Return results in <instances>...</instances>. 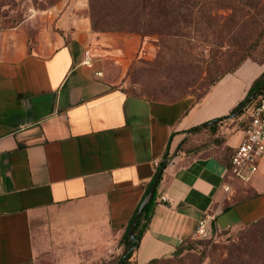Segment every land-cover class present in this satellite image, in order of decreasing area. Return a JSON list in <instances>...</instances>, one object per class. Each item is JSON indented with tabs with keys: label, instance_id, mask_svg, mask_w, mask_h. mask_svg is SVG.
<instances>
[{
	"label": "crops",
	"instance_id": "1",
	"mask_svg": "<svg viewBox=\"0 0 264 264\" xmlns=\"http://www.w3.org/2000/svg\"><path fill=\"white\" fill-rule=\"evenodd\" d=\"M73 8L38 49L20 27L0 30V264L34 258L32 223L49 210L116 245L163 162L134 264L171 257L206 212H217L220 235L264 218V156L248 184L222 190L243 136L227 116L264 65L242 64L200 101L153 103L109 86L106 50L92 46L88 19ZM224 117L213 134L190 132Z\"/></svg>",
	"mask_w": 264,
	"mask_h": 264
},
{
	"label": "rangeland",
	"instance_id": "2",
	"mask_svg": "<svg viewBox=\"0 0 264 264\" xmlns=\"http://www.w3.org/2000/svg\"><path fill=\"white\" fill-rule=\"evenodd\" d=\"M130 2L0 0V30L20 27L40 48L56 32V17L71 3L78 16L97 23L92 46L106 50L99 57L109 86L163 103L186 98L196 102L214 80L233 74L242 64L264 65V0H197L190 23H180L177 35L165 30L169 18L148 14L146 29L158 32L145 37L117 28L128 21L123 13L132 7ZM146 3L148 11H157L155 0ZM136 21L131 18L130 27ZM245 118L246 112L230 116L232 128L241 130ZM241 186L236 185V191ZM69 214L56 209L34 219V258L27 264H115L121 249L69 222ZM193 245L192 251L158 264H264V219L214 240H195Z\"/></svg>",
	"mask_w": 264,
	"mask_h": 264
},
{
	"label": "trees",
	"instance_id": "3",
	"mask_svg": "<svg viewBox=\"0 0 264 264\" xmlns=\"http://www.w3.org/2000/svg\"><path fill=\"white\" fill-rule=\"evenodd\" d=\"M146 1L148 2V0H131L130 4H131V8L129 9V11H125L123 14H125V21L128 20L126 23L119 25L117 28L119 30H124L127 29V31H134L136 33L139 34L140 37H145L148 34H152L158 31H148L146 29V17L148 14H151L152 17L154 16L155 19H167L169 18V26L166 27V31H168V33L170 35H177L180 32V23H190V18L193 15V7H195L196 5V1L197 0H155V3L158 4L157 5V11H148V4L146 3ZM155 5V4H154ZM192 8V9H191ZM136 19L137 21L135 22V26L134 27H130V19ZM89 22V27H90V31L92 34L95 35V37L97 36L95 32H97V23L92 19L91 20V24L90 21ZM134 28V29H133ZM102 31V30H100ZM239 67H237L235 70H237ZM221 79V77L217 80H214L213 83L211 84L210 88L208 89V91ZM264 85V71L251 83L246 96L244 97V99L242 101H240L228 114L227 117H230L234 111L250 96L254 95L256 92H258L261 87ZM207 91V92H208ZM206 92V93H207ZM127 93V92H126ZM137 97H141L144 98L150 102L153 103H160V104H173V103H177L176 102H171V103H163V102H159V101H155V100H151V99H147V97L142 96V95H138V94H134V93H128ZM205 96V95H204ZM203 96V97H204ZM202 97V98H203ZM202 98H200L198 101H200ZM197 102V101H196ZM258 102V97L250 100L245 106L244 108L240 111V113L238 115H236L235 117H239L243 112H247L252 106H254L256 103ZM226 117V118H227ZM224 118H218V119H214L204 125L201 126L200 129L196 130V132H199L203 129L207 130L208 132H210L211 134H213L214 132H216L217 128H218V124L222 122V120H224ZM246 122L247 119H242L241 123L243 125L242 130L245 128L246 126ZM182 149L181 145L178 147V151H180ZM230 156V155H229ZM167 158H164V161H166ZM229 160V157H228ZM228 160L227 163L225 164V167H228ZM163 176V172L161 173L158 183L160 182V180L162 179ZM157 183V185H158ZM153 199V196L151 198V200ZM150 200V201H151ZM149 203L143 208L140 217L137 221L136 226L134 227L133 230V237L130 238L127 235V229L129 227H126L125 231L122 233V235L120 236V238L118 239L115 247H118L119 249H121V253L119 255V257L117 258V261L115 264H134L132 261V256L133 253L135 252V250L137 249L139 242L141 240V237L144 234L145 228H146V224L148 222V216H147V209L148 206L150 204ZM264 218L254 222L251 225L256 224L257 222L263 220ZM250 225V226H251ZM222 234H225L222 233ZM196 239V237H192V238H188L185 241H183L178 247H176V249L174 250V253L172 254L171 257L169 258H165V259H156L151 261L149 264H158L164 260H168V259H175L179 256H181L184 252H189L192 251L194 249V245L193 242ZM202 240V239H199Z\"/></svg>",
	"mask_w": 264,
	"mask_h": 264
},
{
	"label": "built area",
	"instance_id": "4",
	"mask_svg": "<svg viewBox=\"0 0 264 264\" xmlns=\"http://www.w3.org/2000/svg\"><path fill=\"white\" fill-rule=\"evenodd\" d=\"M89 53H84V62L90 63ZM98 76L101 73H97ZM246 126L242 130L243 136L240 143L232 150L226 174L228 178L222 184V190L227 195H232L236 183L248 184L257 173L260 161L264 156V89L258 96V102L246 112ZM161 202L166 201L165 196H160ZM216 211L204 213L198 219L194 237L198 239H216L220 236L213 231L211 224L216 216Z\"/></svg>",
	"mask_w": 264,
	"mask_h": 264
},
{
	"label": "water",
	"instance_id": "5",
	"mask_svg": "<svg viewBox=\"0 0 264 264\" xmlns=\"http://www.w3.org/2000/svg\"><path fill=\"white\" fill-rule=\"evenodd\" d=\"M264 89V85L261 87V89L256 92L254 95L250 96L249 98H247L235 111L234 113L231 115V117H235L236 115H238L240 113V111L244 108V106L252 99L258 97L261 93V91ZM200 127H196L194 129H192L190 132L192 131H196L198 129H200ZM167 165V162H163L160 167L158 168V170L156 171L155 175H154V178L144 196V198L142 199V201L140 202L134 216H133V219L131 221V223L129 224V227L127 229V235L128 237L132 238L133 237V230H134V227L136 226L137 224V221L140 217V214L143 210V208L149 203V201L151 200L152 196H153V193H154V190H155V187L157 185V182L159 180V177L163 171V169L166 167Z\"/></svg>",
	"mask_w": 264,
	"mask_h": 264
}]
</instances>
